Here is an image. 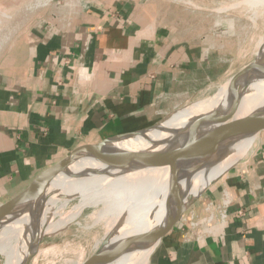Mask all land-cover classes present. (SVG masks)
Instances as JSON below:
<instances>
[{
    "label": "crops",
    "instance_id": "1",
    "mask_svg": "<svg viewBox=\"0 0 264 264\" xmlns=\"http://www.w3.org/2000/svg\"><path fill=\"white\" fill-rule=\"evenodd\" d=\"M70 1L0 35V202L68 150L154 124L186 98L182 86L197 70L212 73L203 34L183 13L171 19L165 0ZM249 153L184 213L203 216L228 188L221 234L198 239L172 220L147 264H264V132Z\"/></svg>",
    "mask_w": 264,
    "mask_h": 264
},
{
    "label": "bare ground",
    "instance_id": "2",
    "mask_svg": "<svg viewBox=\"0 0 264 264\" xmlns=\"http://www.w3.org/2000/svg\"><path fill=\"white\" fill-rule=\"evenodd\" d=\"M261 53L260 60L251 63V67L249 64L240 74L232 75L220 84L222 88L210 97L194 102L187 101L182 103L183 105L177 103L175 109L169 112V117L159 121L151 131L163 133L169 128L198 120L210 124L223 97L237 82L247 85L262 80L245 93L238 102H234L228 111L232 120L249 116L256 108L259 97L264 93V71H262L264 50ZM165 98L166 96L162 100ZM116 143V139L107 141L105 148H112ZM157 144L156 139L139 135L118 153L95 161L90 160L91 155L86 151L78 157L76 162L78 164L82 162L85 164V168L98 170L105 174L71 181L58 180L52 184V187L56 189L55 193L18 200L7 205L6 210L0 215L1 264H28L29 260L36 261L37 255L41 252L42 239L65 231L67 226L77 219V226L83 230L94 227L101 229V235L93 244L95 251L99 250L105 236L110 231L111 246L121 248L125 235L123 227L120 225L121 222L124 219L131 222L141 217V241L137 251L116 252L108 257L103 264H134L140 258L141 264H147L149 255L161 238L166 226L172 220L178 223L180 221V214H166V209L169 206L168 200H166V187L170 173L183 162V158L170 159L162 165L145 168L133 175L118 176L112 179H109L108 175L118 174L123 168L140 161ZM247 145L248 143H244L238 150H244ZM198 190L196 194L199 192ZM117 192L121 194L123 202L120 205L115 203L112 207L104 206V202L118 194ZM86 208H91V211L82 217ZM107 209H109V213H104ZM47 251L49 250H45L43 253ZM89 262V259L83 260L77 256L75 259H66L63 264H89Z\"/></svg>",
    "mask_w": 264,
    "mask_h": 264
},
{
    "label": "water",
    "instance_id": "3",
    "mask_svg": "<svg viewBox=\"0 0 264 264\" xmlns=\"http://www.w3.org/2000/svg\"><path fill=\"white\" fill-rule=\"evenodd\" d=\"M261 81L247 85L237 82L223 97L210 124L198 120L169 128L163 133H156L151 131L156 122L148 127L114 136L117 143L109 149L105 148V140H101L68 150L59 160L35 174L21 190L0 202V215L6 210L7 205L15 201L55 193L56 189L52 187L55 181L102 176L105 173L85 168L82 162L78 164L76 162L78 157L87 151L91 155L90 160H99L118 153L137 136L145 135L156 139L158 144L140 161L123 168L118 174H109L108 178L133 175L145 168L162 165L170 159L183 158V162L170 173L166 187V200L169 203L166 214H180L182 218L206 190L237 165L260 139L264 132V93L259 97L256 108L249 116L232 120L228 111L234 102H238ZM244 143H248L247 147L238 150ZM197 189L199 192L196 194ZM141 220L142 217L131 222L124 219L120 224L125 233L121 248L111 246L110 231L99 250L89 258V264H103L108 257L123 250L136 252L141 241ZM30 263L31 261L28 262Z\"/></svg>",
    "mask_w": 264,
    "mask_h": 264
},
{
    "label": "rangeland",
    "instance_id": "4",
    "mask_svg": "<svg viewBox=\"0 0 264 264\" xmlns=\"http://www.w3.org/2000/svg\"><path fill=\"white\" fill-rule=\"evenodd\" d=\"M43 1L45 0H33L28 4H18L7 8L5 6L0 7V35H2V42L5 40L6 35H9V38L15 32L20 31L21 24L28 15L39 13L40 11H45L46 13L51 9L54 11L58 10L55 8L56 0H50L45 6L42 5ZM57 1L61 5L64 4L63 0ZM165 2L169 3L168 6L175 10L170 15L171 19L177 20L180 13H183L182 18L191 22L192 27L197 25L198 32L203 34L206 48L209 49L210 71L213 74L206 69L201 70V72L197 70L195 76L188 79L187 84L182 86V91L185 92L184 97L186 98L179 99L178 102H175L176 100L172 101L169 110H162V114L158 115V119L154 123L166 120L169 117V112L175 109L177 103L194 102L210 97L218 89H221L222 86L220 84L224 83L232 75L240 74L251 62L260 60L262 58L261 52L264 50V0H165ZM72 3H75V1L67 2V4ZM176 12L178 15H173ZM11 30L13 31L8 34ZM165 100L166 103H163V108L168 106V102L172 98L167 96ZM117 193L107 199L104 202V206L112 207L115 203L120 205L123 200L121 194ZM90 211L91 208H86L82 217ZM104 213H109V209L104 211ZM77 220L70 223L65 231L59 233L60 235L44 237L40 243L41 252L37 255L36 261L30 260V264H63L66 259H75L79 256L85 260L89 259L94 252L96 253L97 250L95 251V245L93 244L96 243V239L101 235V229L94 227L83 230L77 226ZM45 250L49 251L43 253ZM64 255L67 256L65 257ZM140 260L141 258L134 264H141Z\"/></svg>",
    "mask_w": 264,
    "mask_h": 264
},
{
    "label": "built area",
    "instance_id": "5",
    "mask_svg": "<svg viewBox=\"0 0 264 264\" xmlns=\"http://www.w3.org/2000/svg\"><path fill=\"white\" fill-rule=\"evenodd\" d=\"M64 4L61 5L59 1L56 2V8L59 12L63 11ZM234 202L233 195L228 188H223L219 200H208L204 203L205 214L198 216L193 214L186 219L183 215L180 219L182 227L186 226L196 233V237L212 238L219 236L223 231L229 219V209ZM239 214H244L243 210Z\"/></svg>",
    "mask_w": 264,
    "mask_h": 264
}]
</instances>
